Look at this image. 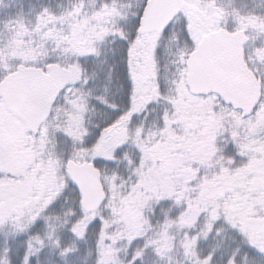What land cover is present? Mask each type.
Listing matches in <instances>:
<instances>
[{"label": "snow or ice", "instance_id": "snow-or-ice-1", "mask_svg": "<svg viewBox=\"0 0 264 264\" xmlns=\"http://www.w3.org/2000/svg\"><path fill=\"white\" fill-rule=\"evenodd\" d=\"M0 264H264V0H0Z\"/></svg>", "mask_w": 264, "mask_h": 264}]
</instances>
